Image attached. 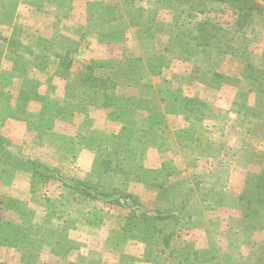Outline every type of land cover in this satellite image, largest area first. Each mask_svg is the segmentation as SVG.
<instances>
[{
    "label": "rangeland",
    "instance_id": "rangeland-1",
    "mask_svg": "<svg viewBox=\"0 0 264 264\" xmlns=\"http://www.w3.org/2000/svg\"><path fill=\"white\" fill-rule=\"evenodd\" d=\"M257 1L264 8V0ZM226 2L70 0L62 21L66 24L76 19L79 25L83 24L82 46L89 43L92 53L99 47V56L107 59L118 55V44L135 39L141 46L136 50L141 59L138 58L135 67L146 65L152 73L167 67L164 77L155 79L152 85L158 90L168 126L172 124L175 130L186 122L194 133L193 147L198 150H204L210 142H223L222 155L216 160L223 158L221 162L211 161L212 170L209 163L204 166L200 163L193 171L192 162L178 156L177 145H158L166 132L158 113L141 116L133 111L110 112L109 117L117 115L138 126L151 119L159 128L151 132L143 127L135 131L126 127L117 132L116 126H106V132L118 134L119 138L114 144L101 146V162L89 168L84 181L92 187L115 192H107L96 200L78 197L70 187L73 181L82 180L64 177L59 169L35 161L59 172V178L37 175L32 161L30 194L35 205L43 206L44 195L47 196L40 191L43 184H58L65 190L64 195L53 215H45L40 226L25 228L23 233L18 222L23 224L31 218V208L26 202L2 200L0 264H118L127 250L150 264H200L196 253L200 246L215 249L216 264H224L221 256L224 251L233 254L229 264H264V137L252 125L257 119L255 112H264L256 107L259 104L256 90L247 92L251 85L258 86V82H251V76H258V71L264 69V12L258 14L255 10L254 16L252 13L243 16L236 2ZM74 31L72 35L79 36L77 27ZM72 35L71 38L57 33L48 48L69 52L64 48L75 42ZM97 41L100 42L97 48L91 45ZM52 51L47 54L59 58ZM30 53L25 52L27 56ZM37 59L47 66L46 55ZM89 69L90 75L94 69L90 66ZM103 72L104 76L112 77V73ZM106 95L98 97L113 104ZM242 97H247L246 103L238 105ZM243 105L250 106V110L240 116L229 113L232 106L238 110ZM102 115L96 114V120H104ZM19 120H24L23 116ZM261 122L255 125L258 129ZM213 123L217 130H212ZM83 145L80 143V147ZM130 148L138 151L140 158L133 176L128 177L125 155ZM156 148L165 152L157 157L144 155L148 149ZM169 152L175 156L169 163L172 167L166 165ZM182 162L187 164V170L180 178H172V170L179 169ZM149 168L150 171L146 170ZM140 183L152 189L145 191ZM200 184H209L214 192H198L196 186ZM101 190L97 193L101 194ZM187 193L191 201L184 216L192 215L193 222L175 224L162 220L160 216L168 211L177 212ZM127 197L142 209L138 215L144 210L153 218L146 213L139 219L131 218L133 202ZM27 202L32 206V199ZM93 206L104 210V224L86 223ZM96 213L99 218L100 210ZM130 236L139 241H129ZM222 244L223 250L218 247ZM121 264L129 261L122 259ZM207 264H212V260Z\"/></svg>",
    "mask_w": 264,
    "mask_h": 264
},
{
    "label": "crops",
    "instance_id": "crops-1",
    "mask_svg": "<svg viewBox=\"0 0 264 264\" xmlns=\"http://www.w3.org/2000/svg\"><path fill=\"white\" fill-rule=\"evenodd\" d=\"M68 4L70 5V0H0V221L4 208L2 200L11 198L26 202L32 215L23 224L18 222L22 233L25 228L40 226L45 215H53L65 191L54 182L43 184L40 191L47 196L44 195L43 206L35 205L36 201L30 194L33 184L32 161L57 168L69 179L84 181L89 168L98 166L101 162V146L114 144L119 138L118 134L106 132L107 127L116 126L117 132L126 127L134 131L143 127L151 132L159 128L151 119L144 121L143 126H138L133 121L125 122V118L117 115L109 117L110 112L115 114L133 111L141 116L147 112L158 113L166 125V132L158 145H177L178 156L184 161H191L193 171L198 169L200 163H203L201 166L209 163L208 168L212 170L211 161L219 158L224 149L223 142L220 141V144L210 142L204 150H198L193 147L194 133L186 122V125L180 124L175 130L172 129V124L168 126L158 90L152 85L155 79L160 80L167 73L166 66L154 73L146 65L135 67L138 58L141 59L136 50H140L141 46L131 38L118 44L120 51H116L117 56L107 59L100 57L98 41L92 42L91 45L97 48L92 53L88 48L89 43L87 47L82 46L85 45L81 42L83 24L79 25L76 19L70 21L72 24H64L62 21V13L66 12ZM75 27L79 36L72 35ZM63 28L66 30H62ZM57 33L74 37L75 42L64 48L69 52L60 53L48 48ZM26 51L30 53L28 56ZM48 51L59 58L50 57ZM90 53L93 55L89 56ZM43 55H46L47 66L37 59V56ZM89 66L94 69L90 75ZM105 70L112 73V77L104 76ZM87 78L92 80L91 84L87 82ZM105 93L110 96L108 99L113 104L109 105L98 97ZM255 113L257 119L252 125L258 132L261 130L264 137V113ZM96 114H103L104 120H96ZM20 116L24 120H19ZM226 118L229 119V115ZM260 122L262 127L258 129L255 125ZM213 125L216 126L214 123ZM80 143H84L83 147H80ZM181 149L186 151L182 152ZM162 153L156 148L148 149L144 155L157 157ZM171 154L169 152L170 156L165 159L169 167H172L169 164L171 160H175V156ZM139 158L138 151L131 148L126 151L125 172L128 177L133 176ZM179 167L172 170V178H180L187 170V164H179ZM146 170L150 171V168ZM140 184L145 186V191L152 189ZM31 199L32 206L27 202ZM97 210H100L99 218L95 216L98 215ZM104 216L102 208L93 206L86 223L104 224ZM135 238L130 236L129 241H139ZM148 242L146 241V246ZM127 247L129 248L128 243ZM218 247L224 249L223 244ZM209 249L198 247L196 253L200 264L210 263L211 260L212 264L217 263L213 259L216 256L215 249ZM232 255L229 251L221 253L224 264L230 263ZM122 259L128 260L129 264L132 260L133 264H150L137 254L128 253V250L120 257L118 264H121Z\"/></svg>",
    "mask_w": 264,
    "mask_h": 264
},
{
    "label": "trees",
    "instance_id": "trees-1",
    "mask_svg": "<svg viewBox=\"0 0 264 264\" xmlns=\"http://www.w3.org/2000/svg\"><path fill=\"white\" fill-rule=\"evenodd\" d=\"M214 1H216V0H214ZM225 1H227L226 3H228V4L230 2H236L238 10L242 13L243 16L245 15V13H248V14L252 13V15L254 16L255 10H257L258 14H260L261 12H264V8L261 6V4H259V2L257 0H225ZM230 4H232V3H230ZM258 72H259L258 76H251V78H252L251 82H254V81L258 82V86L251 85V88H248L247 92L250 94L251 92H254V90H256V92H257L256 98L259 101V104H257L256 107L261 108V110H263V112H264V79H263L264 69H261ZM246 100H247V97H242V102H238L237 104L242 105V104L246 103L245 102ZM232 103L236 104V101L235 102L233 101ZM231 108H230L231 110L229 113H232L231 115H238V116L242 115V113H244V112H248L247 109L250 110V106L246 107L245 105H243L242 108L238 109V110L233 108V106ZM216 128H217L216 126H212V130H215ZM222 158H220L219 160H216V161L221 162ZM34 165H35V173L37 175L45 176L47 178H49L51 176L52 177H58V175H59V172L55 169H49V168L39 166L35 162H34ZM201 183L203 184V182H201ZM70 187L73 190H75L78 197H83V198L86 197L85 199H91V200L99 199L98 197L100 195L106 196L105 193H107V192H109L111 194H113V192H115V190L114 191H109V190H104V189L101 190L98 186L92 187L90 185V183H88L87 181H73L72 184L70 183ZM97 189L101 190V192H100L101 194L97 193L98 192ZM196 189L198 192L202 191V190H206L209 192L213 191L212 187H210L209 184L197 185ZM191 195H192V193H191ZM107 196H110V195H107ZM126 199L131 200V201L133 200L131 197H127ZM190 201H191V199L189 197V194L187 193V196L182 200V203H181L179 209L177 210V212L168 211L165 215L160 216V218L162 220L165 219L166 222L168 220H172L171 222L175 223V224H177V223L181 224L182 222L184 223V221H186L187 223H192L193 222L192 221V215H190L189 217L184 216L185 208L190 204ZM132 202H133V205L130 204L131 208L133 209V211L131 213V218L139 219L143 215V213H146V215L150 216L146 211L144 212V210L141 214L138 215V211H141L142 209L139 207V205L134 203V201H132ZM87 206H88V204H87ZM146 215H144L143 217H146ZM150 217L153 218V216H150ZM129 225H131V223ZM129 225H127V227Z\"/></svg>",
    "mask_w": 264,
    "mask_h": 264
}]
</instances>
